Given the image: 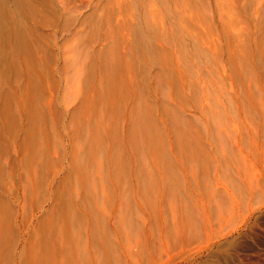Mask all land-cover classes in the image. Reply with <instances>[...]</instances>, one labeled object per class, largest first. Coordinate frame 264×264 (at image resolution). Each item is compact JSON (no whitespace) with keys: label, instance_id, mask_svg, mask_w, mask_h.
Here are the masks:
<instances>
[{"label":"rangeland","instance_id":"374dc122","mask_svg":"<svg viewBox=\"0 0 264 264\" xmlns=\"http://www.w3.org/2000/svg\"><path fill=\"white\" fill-rule=\"evenodd\" d=\"M0 11V264H264V0Z\"/></svg>","mask_w":264,"mask_h":264},{"label":"bare ground","instance_id":"6f19581e","mask_svg":"<svg viewBox=\"0 0 264 264\" xmlns=\"http://www.w3.org/2000/svg\"><path fill=\"white\" fill-rule=\"evenodd\" d=\"M20 1V0H19ZM1 12V11H0ZM3 224H4V222H3ZM5 229V228H4ZM3 230V229H2Z\"/></svg>","mask_w":264,"mask_h":264}]
</instances>
